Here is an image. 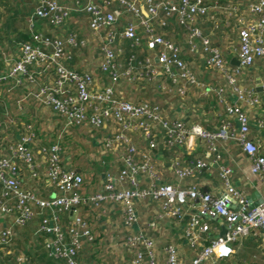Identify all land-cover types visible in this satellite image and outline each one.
Here are the masks:
<instances>
[{
	"label": "built area",
	"instance_id": "built-area-1",
	"mask_svg": "<svg viewBox=\"0 0 264 264\" xmlns=\"http://www.w3.org/2000/svg\"><path fill=\"white\" fill-rule=\"evenodd\" d=\"M28 1L33 4V13L28 22L30 39L21 43L18 59L8 70L0 73V85L14 81L16 86L27 84L35 87L29 90V95L59 114L65 129L81 125L102 127L107 121L114 120L119 128L108 137L107 145H124V167L117 178L110 173L105 176L102 190L83 195L84 176L63 167L62 146L57 142L43 145L40 150L48 164L46 177L59 193L53 198L40 197L34 190L24 186L26 178L22 176L23 170L19 164L22 162L25 165L30 179L39 178L31 146L36 133L34 125H27L20 141L10 147V154L0 150V215L9 220L0 229V246H8L16 229L26 227L39 215L41 220L37 233L49 237L47 247L51 255L63 260L64 264H81L79 254L86 241H93V234L88 223L79 215L71 221L69 228L64 229L61 214L84 204L120 202L123 204L124 224L132 227L138 222L136 202L145 199L159 201L163 213L168 217L182 219L190 214L186 237L192 247L196 248L201 233L210 229L207 219L218 217L227 227L224 236L211 238L188 264H203L209 259L230 257L235 253L233 244L242 236L250 234L259 237L264 246V196L260 203L250 207L245 193L231 181V167L221 166L220 175L225 183V191L220 194L202 191L197 185L182 188L164 183L160 181V173L147 152L137 157L138 148L129 136L131 131L141 132L152 150L158 147L160 133L168 148L181 145L193 137L201 138L218 159L220 154L215 142L233 138L243 145L250 156L252 172L264 177V155L259 153V145L249 138L251 125L248 113L237 104H227L226 112L236 116L238 130L230 121L224 122L216 130H208L200 124L187 125L182 120L166 118L159 104L118 97L114 89V84L121 79L134 82L163 75L173 84L196 82L195 75L182 56L181 45L159 31L169 25L171 18L188 30L191 51L195 50L197 41L202 43L205 66L225 72L226 59L223 53L196 25L198 16L209 13V5L203 0H77L73 6L59 0ZM143 1L147 8L146 15L141 6ZM248 7L254 19L239 18L238 56L241 67L246 68L259 59L264 60V0L254 1ZM74 11L87 14L91 32L103 33L100 38L102 58L99 68L112 82V85L103 89L95 90L96 78L93 73L67 64L68 49L85 47L83 38L75 32L60 36L35 30L39 20L53 27L62 26ZM123 12L131 18L119 24ZM126 44L134 49L144 45L148 52L145 55H141L143 51L139 52L141 58L136 52L132 53L123 67L119 58L125 54ZM51 72L54 73L53 79L43 82L42 77ZM238 73L239 68L236 70ZM229 78L240 100L256 105L264 99V90L262 95H258L238 86L236 75H229ZM179 92L185 93L184 88L180 87ZM223 92V87H220L217 93L221 96ZM207 165L203 159L192 160L186 165L176 159L173 168L177 178L183 180L200 174ZM140 176L148 178L146 185L141 184ZM119 184L124 185L119 187ZM195 201H199V211L188 213ZM125 243L131 248L144 246L153 263L155 242L145 232H130ZM166 252V264L181 263L174 246H168ZM143 259L144 253L139 251L133 264H142ZM261 264H264V259Z\"/></svg>",
	"mask_w": 264,
	"mask_h": 264
},
{
	"label": "crops",
	"instance_id": "crops-1",
	"mask_svg": "<svg viewBox=\"0 0 264 264\" xmlns=\"http://www.w3.org/2000/svg\"><path fill=\"white\" fill-rule=\"evenodd\" d=\"M21 1L24 5H31L30 9L25 11V31L22 32L17 27H14L13 31L18 33L17 40L12 43L8 41V47L13 48V51H17L19 54L20 45L25 41L22 39V35L28 34L30 37L31 33L28 22L33 13L32 3L28 0ZM59 1L75 5V0ZM203 1L209 5L210 10L207 15L197 17L196 25L202 30L203 34L210 38L212 44L223 53L226 59L225 72L215 68H207L204 64L205 53L202 43L197 41L195 50L191 51L188 30L180 26L175 19L171 18L169 25L160 28L159 31L181 45L182 56L188 62L196 77V82L181 81L173 84L164 75L154 79H143L144 82H147L144 84H142V80L136 81L137 83H131V81L121 79L118 83L114 84L115 93L118 97H124L134 102L147 100L151 103L159 104L166 118L182 120L187 125L200 124L208 130H216L224 122L229 121L238 130L239 125L236 116L226 112L227 104H237L248 113L251 125L249 138L259 145V153L264 155V126H262V122H264V99L256 105H251L246 100H240L229 78V75L234 74L237 76L238 86L252 90L258 95H262L263 93L264 60L259 59L254 65L246 68L241 67L238 56L241 26L239 18L242 17L246 20L254 19V16L249 12L248 6L257 0ZM22 3L19 5H23ZM141 6L144 15H146L147 8L145 1L141 2ZM16 8L17 10H21L18 4ZM16 13L19 14L18 11ZM127 14L123 12L121 19L124 15L128 16L127 19L131 18ZM82 18H84V24L81 21ZM61 27H53L39 20L36 22L35 30L60 36L75 32L80 38H83L79 33H83L85 28L89 29L88 16L83 11H74L72 17L68 20V31L65 34L61 32ZM172 28H176V32L172 33L170 31ZM219 33L222 35L220 36ZM1 41L2 38H0V45L3 43ZM129 47L130 49L128 48L126 53V63L132 53L136 52L139 55V52L145 51L144 45L136 49L131 46ZM68 51L69 58L67 64L70 67L90 72L88 70L90 62H87L85 55L78 56L76 53L77 48L70 47ZM7 57L6 51H2L0 48V73L6 71L5 65L7 62L5 60ZM101 58L102 54L100 52L99 60ZM121 64L125 67L123 63ZM238 68L240 69V73L236 74ZM96 70L97 72L95 69L93 72L97 73L96 75L99 78L96 79L95 90L112 85L108 76L100 72L99 64ZM48 77L50 78L51 75ZM42 78L43 82H48L46 76ZM10 82L16 87L14 81ZM141 84L142 86H140ZM180 87L184 88L185 93L179 92ZM220 87L224 89L221 96L217 93ZM29 92L28 90L22 98L13 96V100L10 99L9 102L7 99L6 103L0 107V112L6 115L14 114L19 118L21 116L31 117V119H26L27 122L24 123L25 126L22 132H20L21 128L18 127L16 129V137L12 138L13 141L9 142L10 144L6 142L8 137L4 135L5 132H2L4 127H0V150L3 153L10 154V147L20 141L23 133L26 131L27 125H34V132L36 134L31 146L39 178L37 180L30 179V173L25 168V165L19 162L23 170L22 176L26 178V182L24 183L26 188L34 190L43 198H53L58 195V190L49 183L46 177L48 164L46 157L40 150L43 145L55 142L62 146L63 167L83 174V195H90L102 190L106 180L105 176L108 173L116 178L119 176L121 169L124 167V145L122 143L107 145L108 137L115 134L119 128V125L114 120L107 121L105 126L102 127L81 125L65 129L63 119L59 114L55 113L48 106L38 102L29 95ZM157 130L159 131L160 129L157 128ZM129 136L138 148L139 153L137 157H140L143 152H147L151 156L152 163L160 173L161 182L171 183L182 188L197 185L202 191L220 194L225 191V183L220 175L221 166L225 165L231 167L233 170L231 181L234 186L242 190L247 198L255 196L249 204L260 202L264 196V177L252 172V160L243 145L236 139H220L215 142L220 154V158L218 159L209 150L208 143L201 138L193 137L181 145L168 148L160 133L158 147L152 150L148 147V143L141 135V132L131 131L129 132ZM176 159L180 160L182 165H186L192 160L203 159L208 165L200 174L179 180L173 168V163ZM139 179H141L142 185L148 183V178L145 176H140ZM122 185L124 184H119L118 186L122 187ZM1 188L0 184V191ZM78 208H80L78 215L88 223L94 237L93 241H86L84 243V248L79 254L81 264H133V260L139 251L144 253L142 264H166V248L168 246H174L177 249L178 257L181 261L180 264H188L195 257L197 251L207 245L211 238L221 235L225 226L219 218L207 219L210 229L207 232L201 233V239L195 248L190 245L186 237V227L190 214L185 215L182 219L168 217L163 213L159 201L150 199L137 201L138 222L132 227L124 224L123 204L120 202H102L99 205L84 204ZM198 211L199 201H195L188 213L192 214ZM74 219L71 211L63 212L60 216L64 229L69 228L71 221ZM40 220L41 216L38 215L34 221L27 225V227L32 228V231H30L28 236H24L25 238L19 234L22 229L17 228L11 243L8 246H0V264H64L63 260L51 255V250L47 247L49 237L37 233ZM8 223V218H3L0 215V229ZM137 230H142L155 242L153 263L144 246L136 248L126 246L125 240L127 235ZM14 239L15 241L13 242ZM17 241L21 245H17ZM233 246L235 253L232 256L221 259H209L203 264L262 263L264 259V246L259 237L251 234L242 236ZM88 250L92 251L88 253Z\"/></svg>",
	"mask_w": 264,
	"mask_h": 264
},
{
	"label": "rangeland",
	"instance_id": "rangeland-1",
	"mask_svg": "<svg viewBox=\"0 0 264 264\" xmlns=\"http://www.w3.org/2000/svg\"><path fill=\"white\" fill-rule=\"evenodd\" d=\"M80 1H83V0H80ZM75 2H76V0H75ZM20 3H22V1L20 2V0H0V38H2L1 42H3L2 45H0V48L2 49V51H6V53L8 55V57H7L8 62L5 65L6 70H8L9 67L13 64V62L18 58V54H19V52L13 51V48L8 47L9 46L8 41L12 43V42L16 41L17 37H18L17 36L18 33L16 31H13V28L17 27L22 32L25 31L24 30L25 22H26L25 21V15H26L25 11L29 10L31 7L30 4L24 5L22 3L23 5H19ZM17 4L19 7H21V10H17V8H16ZM64 4L69 5V6H73V5H70L68 2L64 3ZM32 6H33V4H32ZM16 11H18L19 14H17ZM127 18H128V16L124 15L123 18L120 19L119 24H124V22L126 21L124 19H127ZM83 20H84V18H82V20H81L84 24L85 21H83ZM67 24H68V21L64 25H62V27L59 26V27H61V29H62L61 32L63 34H65V32L68 31L67 30ZM170 31L172 33H174V32H176V28L175 29L172 28V29H170ZM79 35L81 37H83V39L86 42V45H85V47L78 48L76 53L80 57L82 55L86 56L87 62H90L88 70H90V72L93 73L94 77L97 79V78H99V76L96 75L97 73H94L93 70L95 69V71L97 72L96 69L98 68V64L100 62V60H99V58H100V38H102L103 33H101V32L100 33H94V32H91L89 29L85 28L84 32L81 34L79 33ZM219 35L221 36L222 34L219 33ZM216 36H217V32H216ZM128 48L130 49V47L126 44L125 55H122L119 58V62L123 63L124 65H125L126 59H127L126 53L128 51ZM16 50H17V48H16ZM50 75H51V77L49 78L48 76H50ZM53 76H54L53 72H51V74L50 73L46 74V77H47L46 79H48V82H50L53 79ZM134 82H136V81H134ZM131 83H133V82H131ZM144 83H147V82L146 81L144 82L142 80V84H144ZM142 84L140 86H142ZM30 89H35V87H31L30 85L16 86L15 87L14 84L11 82H7L5 84L0 85V107L4 103H6L7 99H8V102L10 99L13 100L12 99L13 96L14 97L17 96V97L22 98L23 95H25L28 92V90H30ZM1 113L2 112H0V127H2V126L4 127V130L2 132H5L4 135H6L8 137V139L6 138L7 140L5 139L6 142L11 143V141H13L12 138L16 137L15 136L16 129L19 127V128H21L20 132H22V130H24V126H25L24 123L27 122L26 119H29V118L31 119V117L30 116H26V117L21 116L19 118V117H17V115H14V114L6 115L5 113H2V115H1ZM21 124H22V126H21ZM44 126H45V123H44ZM20 229H22V230L19 232V234L23 238H25L24 236H28V234H30V231H32L31 230L32 228H30L29 226L28 227L26 226V228H20ZM14 241H15V239L13 240V242ZM18 244L21 245V243L19 241H17V245ZM87 248L89 249V247H87ZM91 251L92 250H90L88 253H90ZM82 256H83V254H82Z\"/></svg>",
	"mask_w": 264,
	"mask_h": 264
},
{
	"label": "water",
	"instance_id": "water-1",
	"mask_svg": "<svg viewBox=\"0 0 264 264\" xmlns=\"http://www.w3.org/2000/svg\"><path fill=\"white\" fill-rule=\"evenodd\" d=\"M259 89H261V88H259ZM254 197H255L254 195L251 196L250 198H248V201L251 202V201L254 199ZM262 200H263V198H261L260 202H261ZM260 202H258V203H260ZM258 203H254V204L252 203V204H250V207H254V206H256ZM79 209H80V208H76V209H73V210L71 211L72 216H73L74 218H76V216L78 215V211H79ZM215 218H218V217H214V219H215ZM226 233H227V227L224 226V229H223L221 235L224 236Z\"/></svg>",
	"mask_w": 264,
	"mask_h": 264
},
{
	"label": "trees",
	"instance_id": "trees-1",
	"mask_svg": "<svg viewBox=\"0 0 264 264\" xmlns=\"http://www.w3.org/2000/svg\"><path fill=\"white\" fill-rule=\"evenodd\" d=\"M22 39L25 40V41H27V40L30 39V37L28 36V34H23L22 35ZM146 53H147V51L145 50L144 52H142L141 55H145Z\"/></svg>",
	"mask_w": 264,
	"mask_h": 264
}]
</instances>
